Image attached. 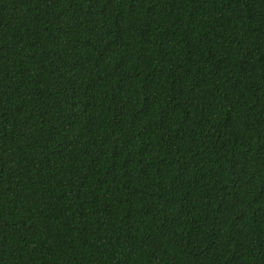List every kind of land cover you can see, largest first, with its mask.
Here are the masks:
<instances>
[{
  "label": "trees",
  "instance_id": "obj_1",
  "mask_svg": "<svg viewBox=\"0 0 264 264\" xmlns=\"http://www.w3.org/2000/svg\"><path fill=\"white\" fill-rule=\"evenodd\" d=\"M0 264H264V0H0Z\"/></svg>",
  "mask_w": 264,
  "mask_h": 264
}]
</instances>
